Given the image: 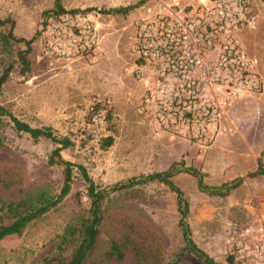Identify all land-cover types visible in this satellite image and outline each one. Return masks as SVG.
Here are the masks:
<instances>
[{"label": "rangeland", "instance_id": "obj_1", "mask_svg": "<svg viewBox=\"0 0 264 264\" xmlns=\"http://www.w3.org/2000/svg\"><path fill=\"white\" fill-rule=\"evenodd\" d=\"M53 1L0 0V18L12 20L15 37L5 36L10 23L0 24V75L8 69L0 105L32 126H49L69 136L74 144L61 152L62 157L82 164L97 189L107 192L100 205L97 244L83 264H169L177 259L184 242L174 191L153 180L109 192L116 183L165 171L173 163L171 179L187 201L193 241L217 264H234L239 244L264 214V174L247 176L259 162L264 166V91L233 100L224 117L226 130L212 145L199 146L180 136L171 139L140 110L144 86L136 77L135 21L156 6L154 0H61L67 9L90 8L100 15L96 53L73 59L46 58L42 53L41 28L52 14ZM256 6L255 27L244 29L238 38L264 78V0H256ZM21 57L29 61L25 74ZM78 59L82 61L73 63L82 62L81 69L73 72V63L65 61ZM91 61L103 62L94 66ZM111 62L115 67L107 70ZM97 104L110 118L96 125L89 113ZM100 128L97 139L93 130ZM2 133L6 141L0 147V223L8 224L13 220L8 203L30 196L33 205L37 194L55 196L63 174L62 166L47 164L55 146L49 139L34 141L26 133L17 134L10 122ZM102 136L112 137L106 149L98 144ZM187 168L200 171L211 187L238 177L243 181L226 195L210 194L199 190ZM89 210L86 184L75 169L70 193L60 203L33 219L21 234L0 239V264L67 262L77 240L60 250L61 235L69 224L78 226L90 217ZM112 242L122 244L121 258L108 254ZM176 264L205 263L185 252Z\"/></svg>", "mask_w": 264, "mask_h": 264}, {"label": "built area", "instance_id": "obj_2", "mask_svg": "<svg viewBox=\"0 0 264 264\" xmlns=\"http://www.w3.org/2000/svg\"><path fill=\"white\" fill-rule=\"evenodd\" d=\"M135 21L136 77L144 86L140 110L156 129L199 146L226 130L224 117L240 96L264 91L257 60L239 33L255 27L256 0H154ZM100 15L93 10L50 15L41 28L46 58H84L100 44ZM98 110L92 122L103 123ZM103 128L94 129L99 138ZM234 264H264V214L239 244Z\"/></svg>", "mask_w": 264, "mask_h": 264}, {"label": "trees", "instance_id": "obj_3", "mask_svg": "<svg viewBox=\"0 0 264 264\" xmlns=\"http://www.w3.org/2000/svg\"><path fill=\"white\" fill-rule=\"evenodd\" d=\"M51 10L52 16L65 11H75L77 9H67L62 5L61 0H54L53 7L51 8ZM87 10L91 9L88 8ZM6 23H10L11 25L5 36L7 38H15L13 34L12 20L8 17L4 19L0 18L1 25H4ZM20 40L24 41V39ZM25 43L27 46H29L30 41H25ZM20 60L23 65L22 74H25L28 71L29 61L26 60L24 57H21ZM137 62L139 63V61ZM7 76L8 69L6 68L0 75V89L3 82L7 79ZM98 106L99 105L97 104L92 107L89 113V119L91 120L90 122H92L93 115L98 112V110L102 109H98ZM107 117L110 118L109 112H106L105 118ZM6 122L11 123V128L17 134L26 133L34 141H38L40 138H47L55 145L48 156L47 164L62 166L63 182L59 192L55 196L42 195V193L37 194V197L35 198L38 201L37 204H31V200L34 199V197L31 198L30 196L23 198L17 202L8 203L7 212L8 215L13 218V220L8 224L0 223V239L11 234H21L26 225L29 224L33 219L38 218L41 214L49 211L51 208L55 207L58 203H60L70 193L74 179V172L76 169L81 174L82 179L86 184V196L90 200V217L82 220L78 226L69 224L66 227L64 233L61 235V240L58 245L60 250L65 249L64 246H67V243L77 240V243H74V247L71 251L69 260L67 262H54L50 259H45L43 264H83L87 256L96 247L97 235L99 233L98 225L101 220L100 205L103 199L105 198L107 192L97 189L96 184L94 183L93 179L89 176L88 172L82 164L74 163L62 157L61 152L66 148L72 147L74 144L73 140L69 136L58 135L49 126H32L28 122L15 116L5 106L0 105V147L4 146L6 141L5 135L2 133V128ZM98 144L100 148L106 149L112 144V137L102 136L99 139ZM262 155H264V150L262 151ZM175 166L176 164L173 163L165 171L152 172L144 176L133 177L127 181L116 183L113 187L109 189V192L132 188L137 185L146 184L153 180H157L166 184L170 188V190L176 193L177 209L180 215L178 225L181 230L184 242V245L181 248L177 259L173 263L169 264H176L177 260L181 258V256L185 252H190L194 254L196 257L203 260L205 264H217L211 256H209L204 250L199 248L193 241L189 225L186 221V217L188 214L187 201L185 200L181 189L177 187L171 179L172 175L176 172ZM186 170L197 178V186L199 190L208 192L210 194L226 195L231 189L236 188L243 181V177H238L231 182L211 187L203 182V175L200 171H197L193 168H187ZM260 174H264V166H262V164L259 162L256 170L247 173V176L253 177ZM0 181H2L1 175ZM108 254L113 255L116 258H121L122 244L112 242L111 250Z\"/></svg>", "mask_w": 264, "mask_h": 264}, {"label": "crops", "instance_id": "obj_4", "mask_svg": "<svg viewBox=\"0 0 264 264\" xmlns=\"http://www.w3.org/2000/svg\"><path fill=\"white\" fill-rule=\"evenodd\" d=\"M65 8H67L65 5H63ZM77 61H82V60H80V59H78V60H72V61H65V62H67L69 65H70V63H73V62H77ZM85 62V61H84ZM87 62V61H86ZM91 62H94V61H91ZM100 62H103V61H95L94 62V64H92V65H96L97 63H100ZM81 65H82V62H79V63H73L72 65H70V67H73V72H77V71H79L80 69H81ZM113 67H115V63L114 62H111V63H109L108 65H107V70H109V69H112ZM118 74V73H117Z\"/></svg>", "mask_w": 264, "mask_h": 264}]
</instances>
